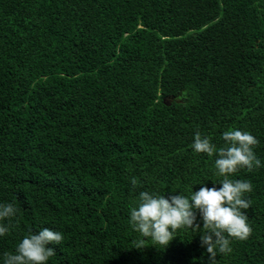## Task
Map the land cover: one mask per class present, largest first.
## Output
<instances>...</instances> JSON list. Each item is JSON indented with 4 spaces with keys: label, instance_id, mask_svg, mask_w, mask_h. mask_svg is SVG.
I'll list each match as a JSON object with an SVG mask.
<instances>
[{
    "label": "trees",
    "instance_id": "16d2710c",
    "mask_svg": "<svg viewBox=\"0 0 264 264\" xmlns=\"http://www.w3.org/2000/svg\"><path fill=\"white\" fill-rule=\"evenodd\" d=\"M229 129L264 164V0H0V203L19 210L0 264L42 228L64 237L47 264H210L200 232L155 245L129 208L220 188L191 145ZM230 178L253 186L252 233L216 264H264V167Z\"/></svg>",
    "mask_w": 264,
    "mask_h": 264
},
{
    "label": "clouds",
    "instance_id": "9594fccd",
    "mask_svg": "<svg viewBox=\"0 0 264 264\" xmlns=\"http://www.w3.org/2000/svg\"><path fill=\"white\" fill-rule=\"evenodd\" d=\"M221 139L224 144L217 147L197 131L191 148L197 154L216 157L215 174L222 179L214 184L222 186H202L188 195L180 192L167 198L152 191H140L129 208V224L135 232L164 247L174 238L177 230L200 232L201 246L206 248L210 264H216L218 254L232 252L233 240L249 238L252 228L246 211L242 210L251 206L252 201L247 194L253 191V186L248 180L230 177L241 169L251 173L264 167L254 151L259 141L250 132L239 129L224 131ZM130 183L135 188L138 182L132 177ZM18 211L13 203H0V237H5L16 227L14 220ZM197 212L203 221L202 228L196 222ZM63 240L61 232L49 228H42L38 234L29 230L14 251L3 253V264H47L49 258L55 255L54 249L47 245H61ZM144 242L138 241L136 247H143Z\"/></svg>",
    "mask_w": 264,
    "mask_h": 264
}]
</instances>
